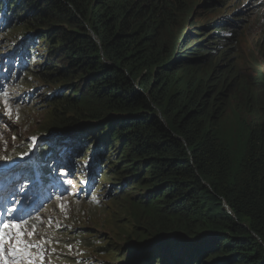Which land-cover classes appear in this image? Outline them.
Segmentation results:
<instances>
[{
    "label": "trees",
    "instance_id": "16d2710c",
    "mask_svg": "<svg viewBox=\"0 0 264 264\" xmlns=\"http://www.w3.org/2000/svg\"><path fill=\"white\" fill-rule=\"evenodd\" d=\"M197 1L9 0L36 31L20 46L36 54L42 40L56 60L32 74L78 108L55 127L101 132L91 144L102 157L121 145V192L139 187L155 217L139 242L163 237L146 254L264 264V64L236 51L243 16L198 24L197 11L220 1Z\"/></svg>",
    "mask_w": 264,
    "mask_h": 264
},
{
    "label": "rangeland",
    "instance_id": "374dc122",
    "mask_svg": "<svg viewBox=\"0 0 264 264\" xmlns=\"http://www.w3.org/2000/svg\"><path fill=\"white\" fill-rule=\"evenodd\" d=\"M204 1L206 0H198V6ZM219 1L220 4L197 11L194 15L197 23L230 20L233 14L243 13L247 19L240 26L236 51L242 54L243 59L252 57L261 65L264 64V6L258 4L263 1ZM2 13L0 9V17ZM28 26L17 19L13 22L12 29L0 33V69H7L11 65L15 67L16 45L27 34L35 37L36 31L30 30ZM218 34L229 36L224 31ZM46 46L42 44V40H36V56L29 64L30 72L23 74L20 79L18 77L12 86L14 102L7 101L6 106L4 100V104H0V111L4 113L0 119V157H3L0 159V166L12 164L19 169L29 167L28 185L40 182V175L36 171L39 167L47 165L50 168L53 178H50L47 186L38 189V202L32 205L21 199L24 218H31L29 225L35 223L38 233L52 241L46 246L44 264H128V257L122 255L123 250L129 251L128 245L132 247L143 240L142 235L146 234L147 227L152 226L155 217L138 197L141 194L139 187H129L121 192L122 183L119 180L122 175L118 173L121 163H117L122 155V147L116 141L110 142L114 148L105 152L104 157L101 149L94 153L98 156L95 171L100 169L97 174L89 163L79 165L69 172L64 170L68 169V165L63 160L65 153H61L71 143L70 140L84 139L81 140L84 143L76 145V148L80 153L83 149L79 157L81 161H85L90 156V151L101 145L98 141L94 147L91 144L101 132L88 131L81 123L72 126L75 130L67 137L56 136L50 139L52 134L46 133L48 128L58 124L60 117L69 118L71 114L76 116L78 112L75 101L65 98L67 92L61 85L43 81L31 73L47 69L51 63L56 64V60L46 51ZM11 50V53L1 55ZM241 68L242 71L250 70L245 60ZM9 110L11 116L6 113ZM47 144L50 146H45ZM38 150L43 155L40 160L42 163L36 161ZM47 151L53 152L54 160L51 164L49 159L46 161L49 164L44 165ZM63 180L69 181V184ZM89 189L91 193L87 196L85 192ZM177 244L180 245L170 244L172 247L169 249H173L174 254L186 245L185 242ZM129 253H125V256ZM168 255L171 254L154 252L151 256H143L137 264H159L160 258L164 261ZM180 260L183 264L190 263L185 255Z\"/></svg>",
    "mask_w": 264,
    "mask_h": 264
},
{
    "label": "clouds",
    "instance_id": "9594fccd",
    "mask_svg": "<svg viewBox=\"0 0 264 264\" xmlns=\"http://www.w3.org/2000/svg\"><path fill=\"white\" fill-rule=\"evenodd\" d=\"M262 1L264 2V0H262ZM3 2L9 3V0H5ZM248 2H249V0L247 1V3ZM263 2L258 3V4H262L264 6ZM0 9H2V12H3L2 17H0V33H2L5 31H8L11 28L15 19L13 18L14 16L12 15L11 3L9 5H5V3H2V4L0 3ZM237 16H243V19H242L243 22H245L247 19V17L244 16L243 13L233 14V17H237ZM224 32H227V34H229L228 31H224ZM222 37H226V36H222ZM21 41L18 42V44L16 45V51L14 52V55H15L14 64L20 65V69L15 68L13 65H11V67L15 68V70H10L9 67L7 69H0V97H3V99L5 100V93H6L7 94V101H9V102H14V99H15L13 97L14 93L13 94L11 93L13 91L12 86L14 85V83L16 82L18 77L20 79L23 74L30 72V70L28 69L29 64H30L31 60L34 58V56H36V54H34L31 50H29V49L27 50L25 47H21L20 46V44L22 43ZM11 52H12V50L7 51V53H2L1 55H5V54L11 53ZM0 104H4V103L0 102ZM6 113H8V112H6ZM3 114L4 113L1 110L0 111V119L2 118ZM57 131H60V129L58 127H55V126L50 127L48 135H51ZM59 136L67 137V135H64V134H60ZM50 139H54V138H50ZM52 143L53 142H51V145H52ZM45 146L49 147L50 144H47ZM82 151H83V149H82ZM82 151H81V153H82ZM92 152L93 151H91L90 156L85 161H81L80 157H79V155L81 153L78 151L76 146H72V143H70L61 153V155H63L65 153L63 160H65L66 164L68 165V169H64V170L69 172L71 169H73L79 165H85V164L89 163L92 165L93 170L95 171V167L98 164V162H97L98 156L96 157L94 155V152L93 153ZM36 156H37L36 161L38 163H42L40 161L43 158V155H41V150H38L36 152ZM52 158H53V152L47 151V153L44 155V160H45L44 165L49 164V163H46V161H48L49 159H52ZM80 163H82V164H80ZM40 169H41V167H39L36 170L37 173L39 172L38 174L40 175V182L37 185H28L27 184L28 179H29L28 174L30 173L29 167L19 169L18 167L14 166L12 164H4V165L0 166V194L4 198V200H2V201L6 203L9 210H11L13 208L15 209V212H11V214L6 217L7 219H13L14 218L20 222H24V221L30 222L31 221V218L26 219V218H24V216L22 214V211H24V207L21 205L22 204L21 199L23 198L25 202L27 201L32 205L36 204L38 202V199H39V197L37 195L38 189H40L41 186H47L50 183V178H53V175L50 172V168H48L47 165L44 167V169L42 171H39ZM99 170L100 169L98 168L95 171V173L97 174ZM46 172H48L49 177L47 176L44 178L43 176ZM23 177H24V179H22V181H19ZM18 189H19V191H18ZM90 193H91V190L89 189L85 192V195L88 196V195H90ZM3 206L4 205L1 204L0 213H3V211H4L5 206L4 207ZM19 210H20V213L17 212ZM16 212L19 214H16ZM75 241L77 242L79 240H75ZM158 242H160V240ZM138 243H140V242H138ZM155 243H157V242H155ZM132 246L134 247V250L131 253V255L128 257L127 261H128V264H137L142 259V257L140 258V260L138 262L131 263V261L134 257L133 255H134V253H136L135 244ZM146 253L143 256H146L147 255Z\"/></svg>",
    "mask_w": 264,
    "mask_h": 264
},
{
    "label": "snow or ice",
    "instance_id": "6c2138e0",
    "mask_svg": "<svg viewBox=\"0 0 264 264\" xmlns=\"http://www.w3.org/2000/svg\"><path fill=\"white\" fill-rule=\"evenodd\" d=\"M5 104L7 106L6 93ZM7 114L11 116L10 110ZM11 212L15 209L9 210L5 205L0 213V264H44L46 246L52 241L38 233L35 223L29 225L27 221L7 219Z\"/></svg>",
    "mask_w": 264,
    "mask_h": 264
},
{
    "label": "water",
    "instance_id": "95a60500",
    "mask_svg": "<svg viewBox=\"0 0 264 264\" xmlns=\"http://www.w3.org/2000/svg\"><path fill=\"white\" fill-rule=\"evenodd\" d=\"M62 129H60V131H57L55 133H53L50 138H55L56 136H59L60 134H64V135H71L75 129L74 127H68L66 129H64L63 131H61ZM162 238V237H161ZM161 238L159 239H154L152 241H145L143 243H136L135 244V251L136 253H134V257L131 261V263H136L140 260L141 257H143V255L149 250V248L155 243L158 242L159 240H161Z\"/></svg>",
    "mask_w": 264,
    "mask_h": 264
},
{
    "label": "bare ground",
    "instance_id": "6f19581e",
    "mask_svg": "<svg viewBox=\"0 0 264 264\" xmlns=\"http://www.w3.org/2000/svg\"><path fill=\"white\" fill-rule=\"evenodd\" d=\"M3 1H5V0H0V3H5V5H9L10 4V2L8 3V2H3ZM9 68H10V70H15V68H17V69H19L20 68V65H16L15 66V68H13V67H11V66H8ZM3 101H4V99H3V97H0V102H2L3 103ZM53 160L54 159H51V164L53 163ZM44 169V166L43 167H41V169L39 170V171H42ZM39 173V172H38ZM47 175H48V172H46L45 174H44V178L45 177H47ZM22 179H24V177L23 178H21V180H19V181H22ZM63 182H65L66 184H69L68 182L69 181H64L63 180ZM17 191V190H16ZM18 191H19V189H18ZM60 191H62V190H60ZM2 200H4V198H3V196L0 194V206H1V204L2 205H6V203L5 202H3ZM3 206V207H4ZM59 206V205H58ZM0 209H1V207H0Z\"/></svg>",
    "mask_w": 264,
    "mask_h": 264
}]
</instances>
